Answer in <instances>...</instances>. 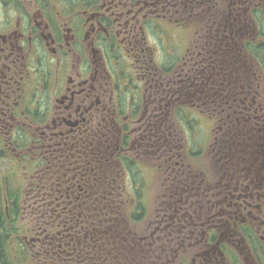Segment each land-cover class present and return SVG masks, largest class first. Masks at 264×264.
<instances>
[{
    "label": "flooded vegetation",
    "instance_id": "af4514ba",
    "mask_svg": "<svg viewBox=\"0 0 264 264\" xmlns=\"http://www.w3.org/2000/svg\"><path fill=\"white\" fill-rule=\"evenodd\" d=\"M4 260L264 264V0H0Z\"/></svg>",
    "mask_w": 264,
    "mask_h": 264
},
{
    "label": "trees",
    "instance_id": "16d2710c",
    "mask_svg": "<svg viewBox=\"0 0 264 264\" xmlns=\"http://www.w3.org/2000/svg\"><path fill=\"white\" fill-rule=\"evenodd\" d=\"M7 221H8V220H7ZM7 231H8V229H5V230H4V232H7ZM8 233H10V232H8ZM2 235H3V234H2ZM2 235H1V236H2ZM4 262H5L4 264H7V262H6L5 260H4ZM10 263H11V264H15V262H13L12 260H11ZM8 264H9V263H8Z\"/></svg>",
    "mask_w": 264,
    "mask_h": 264
},
{
    "label": "rangeland",
    "instance_id": "374dc122",
    "mask_svg": "<svg viewBox=\"0 0 264 264\" xmlns=\"http://www.w3.org/2000/svg\"><path fill=\"white\" fill-rule=\"evenodd\" d=\"M193 118V117H192ZM191 125V124H190ZM209 155V154H208ZM210 156V155H209ZM207 159V160H206ZM205 161H206V163H208V158L207 157H205Z\"/></svg>",
    "mask_w": 264,
    "mask_h": 264
}]
</instances>
